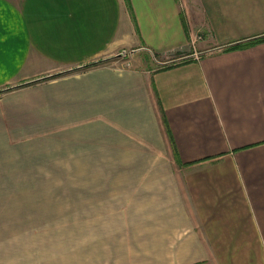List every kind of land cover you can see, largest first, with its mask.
Listing matches in <instances>:
<instances>
[{
	"label": "crops",
	"instance_id": "obj_1",
	"mask_svg": "<svg viewBox=\"0 0 264 264\" xmlns=\"http://www.w3.org/2000/svg\"><path fill=\"white\" fill-rule=\"evenodd\" d=\"M262 36L264 0H0V264H264Z\"/></svg>",
	"mask_w": 264,
	"mask_h": 264
},
{
	"label": "rangeland",
	"instance_id": "obj_2",
	"mask_svg": "<svg viewBox=\"0 0 264 264\" xmlns=\"http://www.w3.org/2000/svg\"><path fill=\"white\" fill-rule=\"evenodd\" d=\"M124 51H126L127 53L124 54ZM132 53L129 51V50H123L119 56L115 57V58H112L110 60H118V61H127L129 56L131 55ZM177 55H168L167 58H165L164 62H167L164 64V66H168V65H173L174 63H180V62H185V61H188L190 60L189 57H186V56H181L179 58H176ZM150 58V57H149ZM176 58V59H175ZM108 60V61H110ZM150 60H152V62H154V59L150 58ZM156 61H158L156 58H155ZM161 66V65H160ZM91 193H90V188H85V194H84V205H85V210H90L91 209V206H92V203H91ZM85 228H89V231L88 233H85L84 235V241L87 242V241H92L93 239V234L91 232V228H92V219L91 218H85ZM108 225V220L106 218H102L101 219V226L103 227H107Z\"/></svg>",
	"mask_w": 264,
	"mask_h": 264
},
{
	"label": "trees",
	"instance_id": "obj_3",
	"mask_svg": "<svg viewBox=\"0 0 264 264\" xmlns=\"http://www.w3.org/2000/svg\"><path fill=\"white\" fill-rule=\"evenodd\" d=\"M261 41H264V36L259 37V38H255L254 40H251V41H249L247 43H237V44H234L230 48L231 49L244 48L246 46H251V45H254V44H256L258 42H261ZM102 62H104V61H99V62L87 64V65L84 66V68L85 69H88V68L94 67V66H96V65H98V64H100Z\"/></svg>",
	"mask_w": 264,
	"mask_h": 264
},
{
	"label": "built area",
	"instance_id": "obj_4",
	"mask_svg": "<svg viewBox=\"0 0 264 264\" xmlns=\"http://www.w3.org/2000/svg\"><path fill=\"white\" fill-rule=\"evenodd\" d=\"M125 53H127V52H126V51H124V54H125ZM196 58H197V59H199V58H198V56H197Z\"/></svg>",
	"mask_w": 264,
	"mask_h": 264
}]
</instances>
